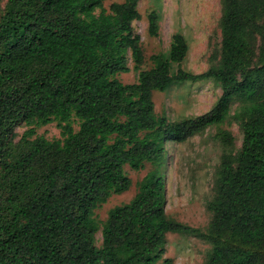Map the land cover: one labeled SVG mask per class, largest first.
Instances as JSON below:
<instances>
[{"label":"trees","instance_id":"obj_1","mask_svg":"<svg viewBox=\"0 0 264 264\" xmlns=\"http://www.w3.org/2000/svg\"><path fill=\"white\" fill-rule=\"evenodd\" d=\"M105 1L8 0L0 18V264H172L163 258L168 233L210 242L207 264H264V54L250 68L257 35L264 52V0L222 1L217 65L173 73L188 52L176 33L169 53L153 55L154 66L133 84L117 75L130 71L129 51L137 70L144 63L133 29L142 18L140 0L109 9ZM159 20L157 11L148 15L152 37L159 36ZM197 81L222 89L208 112L174 122L157 115L154 91ZM234 101L241 103L234 117L242 146L234 154V137L219 131L226 150L208 202L209 227L169 219L165 143L222 125ZM23 119L29 129L13 153L10 139ZM53 122L61 138H32ZM145 163L154 168L135 197L111 209L100 226L94 210L129 190L126 166L139 171Z\"/></svg>","mask_w":264,"mask_h":264},{"label":"rangeland","instance_id":"obj_2","mask_svg":"<svg viewBox=\"0 0 264 264\" xmlns=\"http://www.w3.org/2000/svg\"><path fill=\"white\" fill-rule=\"evenodd\" d=\"M125 0H106L104 5L109 9L115 2ZM223 0H140L138 11L141 20L133 23L134 32L141 37L144 63L136 69L131 51L127 53L128 73L117 75L123 84L138 81L142 70L154 66L151 57L157 54L167 55L170 51L172 37L182 34L188 44V52L181 65L173 64L172 72L178 68L194 74L206 72L217 65L221 58V17ZM8 0L0 2V18L4 14ZM157 11L160 15L159 36L152 37L148 31V15ZM99 11H97L98 13ZM264 23V17H263ZM264 52L261 50L260 36L257 35L255 49L250 68L259 65ZM222 94L220 85L215 81H197L174 84L165 91H154L153 101L158 116H165L169 121H180L194 118L208 112ZM241 107L234 101L230 115L220 126H212L194 135L185 142L168 141L165 143L166 156L162 166L165 175V213L169 219L206 230L212 220V212L208 202L214 199L216 180L219 176L221 156L226 147L222 144L218 133L229 131L234 137L233 153L237 154L242 146L243 134L235 113ZM57 122L37 127V136L53 140L61 138ZM78 129V124H75ZM29 126L23 119L14 127L10 139V150L18 151L23 135ZM154 167L145 163L143 169L135 171L129 166L125 172L131 180L129 190L122 194H112L108 200L94 210V219L100 226L107 220L109 211L116 206L128 204L138 191V182ZM96 245H102V233L96 234ZM212 244L205 239L180 233L166 235L164 259L172 260V264H207ZM163 261V260H162ZM162 261L160 263H162Z\"/></svg>","mask_w":264,"mask_h":264}]
</instances>
